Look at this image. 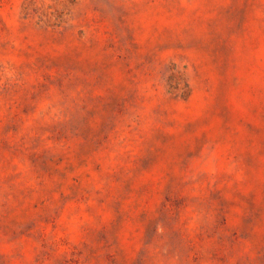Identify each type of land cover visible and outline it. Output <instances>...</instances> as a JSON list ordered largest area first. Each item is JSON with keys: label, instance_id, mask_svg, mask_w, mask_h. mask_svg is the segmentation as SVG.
Masks as SVG:
<instances>
[{"label": "rangeland", "instance_id": "374dc122", "mask_svg": "<svg viewBox=\"0 0 264 264\" xmlns=\"http://www.w3.org/2000/svg\"><path fill=\"white\" fill-rule=\"evenodd\" d=\"M0 264H264V0H0Z\"/></svg>", "mask_w": 264, "mask_h": 264}]
</instances>
